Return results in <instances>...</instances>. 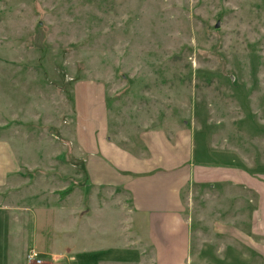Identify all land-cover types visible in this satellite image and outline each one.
Here are the masks:
<instances>
[{
	"label": "rangeland",
	"instance_id": "obj_1",
	"mask_svg": "<svg viewBox=\"0 0 264 264\" xmlns=\"http://www.w3.org/2000/svg\"><path fill=\"white\" fill-rule=\"evenodd\" d=\"M95 83L107 95L108 138L119 146L138 151L137 137L158 120L169 135L189 127L215 151L196 152L197 161L222 164L230 154L254 168L264 152V0H0V136L32 139L37 165L65 166L69 187L85 182L78 178L84 161L74 128ZM46 176V192L56 196L63 180ZM202 191L192 204L189 193L184 205V216L192 218V252L238 246L214 234L225 199ZM41 201V208L49 202ZM71 205L64 232L61 221L49 222L44 213L49 223L34 226L23 211L7 210L0 264H36L27 259L31 248L41 264H154L144 242L128 238L134 215L126 208L116 214L103 208L101 231L93 213L86 221L77 199ZM97 244L124 247L103 253ZM205 251L193 264L212 260L215 254Z\"/></svg>",
	"mask_w": 264,
	"mask_h": 264
},
{
	"label": "crops",
	"instance_id": "obj_2",
	"mask_svg": "<svg viewBox=\"0 0 264 264\" xmlns=\"http://www.w3.org/2000/svg\"><path fill=\"white\" fill-rule=\"evenodd\" d=\"M79 109L74 139L84 161L78 178L85 181L79 187H69L72 178L65 166H38L42 163L39 151L32 147V139L27 140L26 135L14 139L5 134L0 136V212L5 214L0 221L7 220V210H19L34 226H39L38 221L42 224L61 221L64 232L65 223L68 228L74 212L71 203L77 199L86 209V221L92 222V213L96 217L97 230L105 225L103 208L115 214L120 208H126L132 213L130 229L133 233L128 238L144 242V249L149 250L154 264H193L206 249H210V256L215 254L206 264H264V152L254 158V168L248 167L250 163L246 158L242 161L230 154L223 156L222 164L200 162L196 160V152L215 151L200 144L189 127L171 129L174 132L169 135L158 120L151 123L154 127L148 126L140 133L137 140L142 148L134 152L108 138L110 111L102 85L95 83ZM46 175L63 180L56 196L46 192L51 187L50 176ZM201 191L203 195L225 199L226 208L218 211L221 217L212 224L214 234L228 235L239 243L238 246H206L192 252V218L184 216V205L189 193L192 204L194 196ZM49 197L51 201L46 199ZM6 198L11 201L5 203ZM41 200L53 204L47 202L41 208ZM231 212L232 217H226ZM42 213L49 217V222L42 221ZM16 218L19 220L18 214ZM48 227L54 228L51 224ZM129 241L126 240L124 246ZM47 246L52 254L53 246ZM97 246L96 251L103 253L124 247ZM6 247L5 240L3 243L0 240V254L4 258ZM97 264L132 263L114 260Z\"/></svg>",
	"mask_w": 264,
	"mask_h": 264
},
{
	"label": "built area",
	"instance_id": "obj_3",
	"mask_svg": "<svg viewBox=\"0 0 264 264\" xmlns=\"http://www.w3.org/2000/svg\"><path fill=\"white\" fill-rule=\"evenodd\" d=\"M27 259L30 263H36V264L42 263V260L39 258L38 252L33 248L29 250Z\"/></svg>",
	"mask_w": 264,
	"mask_h": 264
},
{
	"label": "trees",
	"instance_id": "obj_4",
	"mask_svg": "<svg viewBox=\"0 0 264 264\" xmlns=\"http://www.w3.org/2000/svg\"><path fill=\"white\" fill-rule=\"evenodd\" d=\"M70 191H71V190H70ZM70 191H68V193H69Z\"/></svg>",
	"mask_w": 264,
	"mask_h": 264
},
{
	"label": "water",
	"instance_id": "obj_5",
	"mask_svg": "<svg viewBox=\"0 0 264 264\" xmlns=\"http://www.w3.org/2000/svg\"><path fill=\"white\" fill-rule=\"evenodd\" d=\"M216 26H218V25H216Z\"/></svg>",
	"mask_w": 264,
	"mask_h": 264
}]
</instances>
